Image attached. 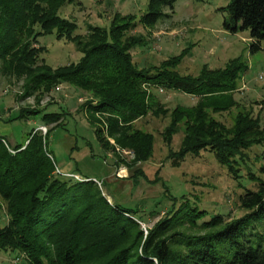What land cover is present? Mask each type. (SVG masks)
Returning a JSON list of instances; mask_svg holds the SVG:
<instances>
[{"label":"trees","instance_id":"1","mask_svg":"<svg viewBox=\"0 0 264 264\" xmlns=\"http://www.w3.org/2000/svg\"><path fill=\"white\" fill-rule=\"evenodd\" d=\"M74 1L0 0L1 71L24 79L20 96L35 94L38 100L60 82L89 92L82 104L97 138L105 149L131 152L127 164L133 177L143 175L138 164L153 153L154 134L135 126L150 113L168 116L159 132L167 145L182 130L178 148H168L172 165L178 166L187 153L207 149L237 178L238 158L244 149L264 141V126L250 110H238L230 125L215 113L237 104L232 92L247 65L233 58L223 67L203 65L197 74H182L176 66L184 49L158 64L138 66L130 49L143 44L144 37L126 33L136 26L135 17L115 14L108 27L88 24L85 33H76L77 24L58 14ZM175 1L148 0L139 23L153 26L164 16L163 8L172 9ZM226 10L224 27L232 32L247 29L251 48L259 47L264 40V0H229ZM53 30L57 38L74 42L81 52L77 61L55 67L45 62L40 55L44 47L35 42ZM163 88L197 99L168 108L153 93ZM41 110L21 106L15 117ZM62 114L41 111L40 124L54 123L44 133L31 131L23 143L12 146L0 135V218H5L0 250L19 249L28 264H264V233L243 235L248 218L264 217V180L239 196L240 205L251 210L231 219L217 214L204 220L205 209L193 199L185 193L176 197L165 188L170 206L145 233L135 209L109 202L101 182L54 171L57 165L46 138L62 123ZM249 175L254 176L251 171Z\"/></svg>","mask_w":264,"mask_h":264},{"label":"rangeland","instance_id":"2","mask_svg":"<svg viewBox=\"0 0 264 264\" xmlns=\"http://www.w3.org/2000/svg\"><path fill=\"white\" fill-rule=\"evenodd\" d=\"M228 2L176 0L172 9L163 8L164 16L151 27L139 23L147 10L148 0H75L60 7L58 14L75 22V32L81 34L87 31L88 24L108 27L115 14L134 16L136 26L126 33H140L144 37L143 44L130 49L138 66L158 64L184 49L176 66L182 74H197L203 65L223 67L237 58L238 62L247 65L232 92L238 102L227 111L215 113V116L230 125L238 110H250L259 117L260 126H264V40L260 41L259 47L251 48L252 39L247 29L232 32L224 27L223 21L228 18ZM35 45L44 47L40 55L53 67L77 61L81 55L73 41L57 38L54 30L39 35ZM23 82L22 77L3 74L0 65V135L12 146L16 142L23 143L31 131L42 125L41 111H62V123L51 128L46 138L47 150L55 164L63 171L77 172L83 179L100 181L109 202L135 209L134 214L143 220L145 233L146 226L152 225L170 206L167 190L176 197L185 193L193 199L205 209L204 220L217 214L224 219L236 218L251 210L240 205L239 196L246 189H256L264 180V141L244 149V156L238 158L240 175L237 178L232 177L227 166L219 163L207 149L200 150L199 154L187 153L180 164L174 166L167 158L168 148H178L182 130L174 133L167 145L159 132L168 116L148 113L138 118L135 126L154 134L153 153L138 164L143 175L133 177L127 164L132 154L128 150L116 152L105 149L97 138L82 104L90 98L89 92L60 82L37 100L35 94L20 96ZM153 93L168 108L176 104L191 105L197 99L166 88L154 89ZM21 106H36L42 110L26 118L15 117ZM97 116L103 119L101 114ZM53 123L44 126L50 127ZM250 171L253 177H250ZM156 176L159 178L153 181ZM4 219L0 218V223ZM196 231L194 228L186 229V232ZM251 231L264 233V217H250L245 221L243 235ZM0 264H28V260L19 249L0 250Z\"/></svg>","mask_w":264,"mask_h":264},{"label":"built area","instance_id":"3","mask_svg":"<svg viewBox=\"0 0 264 264\" xmlns=\"http://www.w3.org/2000/svg\"><path fill=\"white\" fill-rule=\"evenodd\" d=\"M39 128H40L43 132L46 130V127H45L44 125H40ZM128 152H130V151H128ZM130 154H131V152H130ZM54 171H55L56 173H60V174L66 175V176H71V177H73V178H75V179H78V180L83 179L79 174L74 173V172H69V171H62L58 166H55ZM95 181H97L98 184H100V181H98V180H95Z\"/></svg>","mask_w":264,"mask_h":264},{"label":"crops","instance_id":"4","mask_svg":"<svg viewBox=\"0 0 264 264\" xmlns=\"http://www.w3.org/2000/svg\"><path fill=\"white\" fill-rule=\"evenodd\" d=\"M74 173H77V172H74ZM78 174V173H77Z\"/></svg>","mask_w":264,"mask_h":264}]
</instances>
